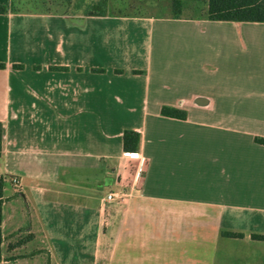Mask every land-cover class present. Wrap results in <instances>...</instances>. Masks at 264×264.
Instances as JSON below:
<instances>
[{
  "label": "crops",
  "instance_id": "obj_1",
  "mask_svg": "<svg viewBox=\"0 0 264 264\" xmlns=\"http://www.w3.org/2000/svg\"><path fill=\"white\" fill-rule=\"evenodd\" d=\"M13 1L1 264H264V23L209 21L207 3L174 18Z\"/></svg>",
  "mask_w": 264,
  "mask_h": 264
},
{
  "label": "trees",
  "instance_id": "obj_2",
  "mask_svg": "<svg viewBox=\"0 0 264 264\" xmlns=\"http://www.w3.org/2000/svg\"><path fill=\"white\" fill-rule=\"evenodd\" d=\"M140 2H167L172 9V16L180 18L186 5L194 2H206L208 6L206 18L215 22H255L264 23V0H134ZM17 0L12 3L13 12L20 11L16 8ZM105 1H99L90 5L91 12H86V16H106ZM8 8L0 5V14H6ZM4 65L0 64V68ZM164 117L186 120L187 113L178 109L164 107L161 111ZM141 136L138 132L127 130L123 136V148L127 153H136L139 150ZM256 143L264 145V139H256ZM3 126L0 123V156L2 153ZM3 205L0 191V264L2 263V244H3ZM264 240V237H256Z\"/></svg>",
  "mask_w": 264,
  "mask_h": 264
},
{
  "label": "rangeland",
  "instance_id": "obj_3",
  "mask_svg": "<svg viewBox=\"0 0 264 264\" xmlns=\"http://www.w3.org/2000/svg\"><path fill=\"white\" fill-rule=\"evenodd\" d=\"M105 1L109 14L119 15H155L158 17L172 15V9L167 2H140L134 0H17L16 8L31 10L35 8H46L54 10H66L70 13L91 12L90 5L95 2ZM206 2H194L186 5L183 17L200 18L205 17L204 6ZM193 4L196 7L193 8ZM7 258V256H6Z\"/></svg>",
  "mask_w": 264,
  "mask_h": 264
},
{
  "label": "built area",
  "instance_id": "obj_4",
  "mask_svg": "<svg viewBox=\"0 0 264 264\" xmlns=\"http://www.w3.org/2000/svg\"><path fill=\"white\" fill-rule=\"evenodd\" d=\"M11 183L16 187L20 188L21 187V180L18 177H12L11 178ZM116 199V194L115 193H110L107 197L108 201H114Z\"/></svg>",
  "mask_w": 264,
  "mask_h": 264
}]
</instances>
